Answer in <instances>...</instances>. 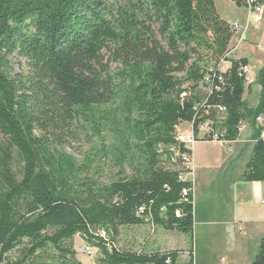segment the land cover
I'll return each mask as SVG.
<instances>
[{
    "label": "trees",
    "instance_id": "16d2710c",
    "mask_svg": "<svg viewBox=\"0 0 264 264\" xmlns=\"http://www.w3.org/2000/svg\"><path fill=\"white\" fill-rule=\"evenodd\" d=\"M233 32L214 0H0V264H82L77 234L99 247L96 264H193L191 248L181 262L180 249L125 250L109 232L144 223L192 231V181L181 179L191 149L177 133L183 122L197 140H212L198 138L206 120L228 141L254 125L242 179L264 181L255 122L264 109V59L258 104L250 107L238 73L246 60L227 57ZM10 58L24 68L14 72ZM223 61H230L225 70ZM109 104L122 112L137 159L126 174L121 149L116 177L77 187L75 164L57 145L77 119L93 121ZM123 148H132L129 139ZM250 264H264V235Z\"/></svg>",
    "mask_w": 264,
    "mask_h": 264
},
{
    "label": "rangeland",
    "instance_id": "374dc122",
    "mask_svg": "<svg viewBox=\"0 0 264 264\" xmlns=\"http://www.w3.org/2000/svg\"><path fill=\"white\" fill-rule=\"evenodd\" d=\"M214 4L217 13L224 20L238 22L240 25L245 22L248 12L243 4L238 5L234 0H214ZM254 28L258 29L250 28L248 31L249 41L241 42L231 53L232 56L244 54L249 60L251 71L249 70L248 75L252 80L245 83L243 98L250 107H255L259 100L257 78L264 51L259 49L258 43L264 35V5L258 24L255 22ZM236 37L237 32L232 36V43ZM10 59L14 72H17L21 65L24 68V63L19 64L16 59ZM118 66V63L111 62L110 70L116 71ZM205 92L206 88L200 86L195 90V95L201 99ZM121 115L122 112L118 108L109 104L96 113L93 121L77 119L71 126V131L61 135L57 150L71 156L76 168L74 178L78 180L77 187H84L86 182L93 185L107 183L116 177L115 173L118 170L116 158L121 149L127 155L123 165L124 171L130 174L131 162L137 159V155L133 147L134 138L128 137L126 130L123 129L124 118ZM189 129L190 123L183 122L180 126L181 132L177 131L178 138L186 136ZM254 132V125L251 123L244 125L239 133V140L231 143V151H228L226 146L209 142L195 145L192 175L194 220L190 233L175 229L166 230L162 227L151 230L146 226L148 223L122 225L118 227L116 234L109 232L117 247L135 251H164L174 247L184 250L179 256L181 262L189 259L187 251L191 248L193 264H228L227 258L221 259L223 256L226 257L223 228L231 214V193L236 190L238 177L250 158ZM128 139L132 148L125 151L123 146ZM1 140L5 141L2 137ZM190 175L187 176L190 178ZM263 211L264 205L258 202L257 205L251 203L243 215L245 231L257 228L263 218ZM152 237L154 242L150 241ZM130 238L134 241L131 242ZM85 243L80 235H75L73 249L76 258L82 264H96L101 255L99 247L91 246L88 253Z\"/></svg>",
    "mask_w": 264,
    "mask_h": 264
},
{
    "label": "crops",
    "instance_id": "0c3cea01",
    "mask_svg": "<svg viewBox=\"0 0 264 264\" xmlns=\"http://www.w3.org/2000/svg\"><path fill=\"white\" fill-rule=\"evenodd\" d=\"M227 22L230 23V26L233 23H238V22L231 23L228 20ZM255 22L256 24H258V21H254L252 18L249 20L248 13H247L245 22L241 25L238 23L239 28L233 32V34L237 32V37L234 40L235 41L234 43H232V37L230 38L229 51L227 52V57L229 59L244 58L246 60L245 64L247 65V68H248V72H247L248 79L246 80V82L252 80V78H249V75H248L249 70H250V64H249V60L247 56L244 54L243 55L241 54L239 56H232L231 53H233L235 48L239 46L241 42L249 41L247 38L249 29L253 28L255 30L259 28V25L257 26L258 28H254ZM263 40H264V35L261 38L260 42L258 43V47L260 50H261L260 43ZM262 61L263 60L260 61L261 66L263 64ZM229 66H230V61H223L220 65V69L225 70ZM259 92H260V86H259ZM181 125L182 123L177 128L178 132L180 131ZM191 137H194V136L192 134V125L190 123V129L186 131V136H183V139L186 140V138H191ZM201 137H202L201 133L198 134V138H201ZM238 138L234 141H227L224 143H221L218 141H212V140H202V139H199V140L195 139L192 143H188V145H190L189 148L191 149V157H190L191 158L190 159L191 177L190 179L192 181V188H193L192 175H193V167H194L193 166V149L195 145L200 142H209L215 145L217 144L221 145L223 147L226 146L227 150L231 151L232 150L231 143L237 142L239 140ZM243 168H245V166H243ZM243 171L244 169L242 170L240 176L238 177V180H237L238 186L236 190H233L231 193L232 194V203H231L232 206H231V209L229 208L231 214L227 217L228 220H226V224H225L226 226H224L223 234H222V236L224 237L223 243H224L226 257L223 256L221 257V259L227 258L228 264H250L251 261L255 257V254L259 246L260 239L264 235V211H263V218L258 223L257 228L253 227L252 229L250 228L249 230L245 231V228L243 226L244 225L243 215L246 212V210L250 208L251 203L255 205H257V202L260 203V200L264 196V181H244L242 179ZM260 204L264 205V203H260ZM146 226H149L151 230H154L155 228H160V227H152L150 224H147ZM130 241L133 242L134 240L130 238ZM150 241L154 242V237H152ZM167 249L168 250L174 249V247H169ZM175 249H178V248H175ZM181 253H184V250H182Z\"/></svg>",
    "mask_w": 264,
    "mask_h": 264
},
{
    "label": "built area",
    "instance_id": "2783aa9c",
    "mask_svg": "<svg viewBox=\"0 0 264 264\" xmlns=\"http://www.w3.org/2000/svg\"><path fill=\"white\" fill-rule=\"evenodd\" d=\"M234 1H236V0H234ZM240 1H241V3H243L244 6H246V8L248 10V19L250 20L252 18L254 21H258L259 15H260L262 8H263V5H264V0H240ZM238 28H239L238 23H233L231 25V29L234 31H236ZM260 48L262 51H264V40L260 43ZM247 72H248L247 65L246 64H240L238 67V73L240 76H242L245 79V81L248 79ZM205 80L208 81L209 77H206ZM255 121L260 127V138L264 139V109L255 116ZM210 123H211L210 121L206 120L199 126V131H201V134L202 135L212 134V140L218 141L221 143L227 142L228 140L218 137L217 131H212ZM241 129L242 128H240V131H241ZM180 140L185 143L186 147H189L190 145H188V143H192L195 140V138L191 137V138H186V140H184L181 136ZM182 160L184 162L183 163L184 167L188 171L181 175V179L182 180L190 179L187 176V175L191 174L190 157L184 153L182 155ZM190 177H191V175H190ZM188 192H189V188H187V187L183 188L182 189V198L185 199L188 195ZM260 203H264V196L260 200ZM99 235L102 238H104L106 241L108 240V236H106V232L104 230H101L99 232ZM91 246L92 245L85 243V249L88 250V253H89V248H91Z\"/></svg>",
    "mask_w": 264,
    "mask_h": 264
},
{
    "label": "bare ground",
    "instance_id": "6f19581e",
    "mask_svg": "<svg viewBox=\"0 0 264 264\" xmlns=\"http://www.w3.org/2000/svg\"><path fill=\"white\" fill-rule=\"evenodd\" d=\"M256 122V121H255ZM257 124V123H256ZM258 125V124H257ZM259 126V125H258ZM200 133H201V131H200ZM202 135V134H201ZM212 141H214V140H212Z\"/></svg>",
    "mask_w": 264,
    "mask_h": 264
}]
</instances>
